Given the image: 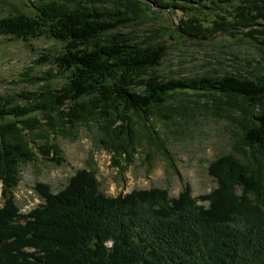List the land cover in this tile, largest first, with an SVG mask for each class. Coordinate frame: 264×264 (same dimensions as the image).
I'll use <instances>...</instances> for the list:
<instances>
[{
	"label": "trees",
	"instance_id": "trees-1",
	"mask_svg": "<svg viewBox=\"0 0 264 264\" xmlns=\"http://www.w3.org/2000/svg\"><path fill=\"white\" fill-rule=\"evenodd\" d=\"M149 1L157 9L164 7L173 13L229 4L240 14L244 4V13L259 12L246 22L237 15L236 27L264 22V0ZM120 3L116 12H102L75 6L71 0H33L34 14L18 10L0 18V37L56 39L60 47L44 58L56 71L46 70L39 79H64L58 88L45 83L39 93L26 95L24 104L0 102L4 198L0 237L8 239L0 245V264H264V162L258 158L250 163L233 153L215 158L210 174L218 185L207 196V206L191 199L186 186L174 198L157 187L109 198L99 190L96 174L88 168L77 170L57 192L38 182L35 190L43 202L28 213H22L16 204L13 190L20 182L22 164L36 160L38 154L58 165L66 160L50 136L55 125L52 111H59L70 128L100 118L104 124L99 144L114 157H123L127 166L139 142L132 130L133 116L148 120L176 95L204 96L232 106L243 100L246 105L239 110L244 114L238 122L241 138L246 149L264 156V81L234 75L160 76L155 68L165 57V44L142 47L112 32L133 18L155 15L165 19L168 12H153L147 0ZM184 22L180 26L185 33L204 37L232 26L221 24L209 34ZM254 30L264 36L262 29ZM255 107L259 114L253 112ZM41 115L49 119L47 128ZM9 116L15 118L6 120ZM38 132L46 138L37 152L30 136ZM148 136L153 143L163 140L151 129ZM236 147L245 153L241 145ZM159 148L167 152L162 145ZM171 166L178 175L176 164ZM235 188L243 198L234 193Z\"/></svg>",
	"mask_w": 264,
	"mask_h": 264
},
{
	"label": "rangeland",
	"instance_id": "rangeland-1",
	"mask_svg": "<svg viewBox=\"0 0 264 264\" xmlns=\"http://www.w3.org/2000/svg\"><path fill=\"white\" fill-rule=\"evenodd\" d=\"M32 1L0 0V18L16 14L18 10L34 14ZM71 2L78 7L102 12L112 10L116 12L117 7L121 6L120 0H71ZM147 2L151 5L153 1ZM242 6V9L239 7L242 10L240 14H237L239 10L227 4L214 6L213 9L201 8L191 13L177 10L175 13L170 12L172 17L166 13L165 19H157L155 15L145 19L133 18L128 20L127 25L119 26L112 34H123L124 37H128L131 44L142 47L165 44L167 48L165 57L155 69L160 76L167 79L234 75L264 81V36L260 31L254 30L261 28L253 27L239 30L240 32L233 29L226 34H219L212 40L186 38L184 42L175 26L176 23L185 21L184 23L192 24L210 34L213 29L219 28L221 24L225 26L227 22L236 26L234 24L238 23L237 15L242 22H246L259 12L244 13L246 5ZM152 9L155 13L167 12L164 8ZM59 47L60 43L56 39L46 36L31 38L29 41L0 37V102L24 104L27 101L25 96L39 93L45 83L51 84L50 87H60L64 82L61 77L50 81L39 79V76H45L46 70L54 68L56 71L55 65L44 58ZM219 104L214 99L204 96L176 95L161 110H156L154 115H150L148 120L133 116L132 130L137 132L139 142L135 155L127 166L123 162V157L118 155L114 157L99 144L103 136L101 127L104 124L100 118L93 117L86 123L81 122L70 128L61 118L59 111H52L55 125L50 129V136L52 141L57 142L62 148L66 160L58 165L38 154L36 160L22 164L20 182L13 190L15 202L22 213H28L43 202L35 190L38 182L49 184L53 191L57 192L67 185L69 178L77 170L88 168L96 174L99 190L109 198L119 194L126 195L133 189L153 187L168 190L169 196L174 198L179 196L186 186L191 192L189 194L191 199H197V204L207 206L209 202L207 196L218 185L217 179L210 174V163L215 158L221 157L224 153H233L244 163H250L255 158L264 162V156L255 149H246L241 138L242 129L238 122L244 113L240 112L239 107H245V101L239 100L235 106L227 102ZM173 107H178V110L175 111ZM258 110L255 107L253 112L259 114ZM170 114L173 116L167 120L165 117ZM14 118L9 116L6 120ZM40 119L44 125L49 120L46 115H41ZM118 124L120 123L116 125ZM45 127L47 128V125ZM150 129L163 140L153 143L148 136ZM30 137L31 144L38 152L39 145L46 137L41 132ZM159 145H162L167 154ZM237 145H241L245 153L240 152ZM172 164H176L178 175ZM234 193L243 198L240 190L235 188ZM3 203V187L0 183V207Z\"/></svg>",
	"mask_w": 264,
	"mask_h": 264
},
{
	"label": "water",
	"instance_id": "water-1",
	"mask_svg": "<svg viewBox=\"0 0 264 264\" xmlns=\"http://www.w3.org/2000/svg\"><path fill=\"white\" fill-rule=\"evenodd\" d=\"M151 5H152V8H155L154 7V2H152ZM160 8H164V7H160ZM164 10H166L168 12V14L171 16L170 10L168 8H164ZM175 26H176V29H178L179 33L182 35V38H184V39L185 38H189V39H195V40H198V39H208V40H212V38L217 37L219 34H226L227 32H229L230 30H233V29H236V30L239 31V30H246L248 28L250 29V28H253V27H259V28L263 29V31H264V25H263V23H255V24H253L251 26H249V25L239 26V27L232 26V27L226 28V30H223V31L221 30V31L217 32L212 37H204L202 35L196 36L195 34H191V33H187V32L185 33L182 30V28H181V26H180L179 23H176ZM7 242H8V239L7 238L0 237V245H4Z\"/></svg>",
	"mask_w": 264,
	"mask_h": 264
}]
</instances>
